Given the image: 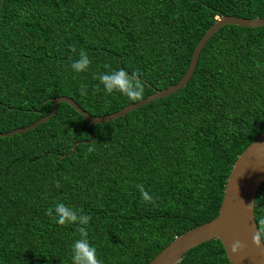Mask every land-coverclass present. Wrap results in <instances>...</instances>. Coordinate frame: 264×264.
Wrapping results in <instances>:
<instances>
[{
    "label": "trees",
    "instance_id": "trees-1",
    "mask_svg": "<svg viewBox=\"0 0 264 264\" xmlns=\"http://www.w3.org/2000/svg\"><path fill=\"white\" fill-rule=\"evenodd\" d=\"M224 16L264 18V0H0V133L46 116L52 98H69L91 116L136 103L106 94L94 78L100 73L138 70L143 99L173 86L199 39ZM81 49L91 63L76 73L71 63ZM262 132L264 26L221 27L183 88L88 132L59 103L48 121L0 138V264H72L79 225L47 216L56 203L92 217L85 227L102 264H147L217 215L234 161ZM253 216L257 227L264 181ZM175 264L229 263L210 240Z\"/></svg>",
    "mask_w": 264,
    "mask_h": 264
},
{
    "label": "water",
    "instance_id": "water-1",
    "mask_svg": "<svg viewBox=\"0 0 264 264\" xmlns=\"http://www.w3.org/2000/svg\"><path fill=\"white\" fill-rule=\"evenodd\" d=\"M226 25L257 28L264 26V18L246 20L232 16H224L216 19L195 45L188 66L180 80L173 86L162 90H155L153 94L145 97L141 101L130 104L111 114L91 116L69 98H52L50 100L52 107L46 116L36 120L27 127L0 133V138L25 133L34 129L37 125L48 121L55 113L59 103L67 104L79 114L84 119L88 132L90 125L103 124L121 118L130 111L146 105L153 100L169 96L186 85L195 69L202 47L218 29ZM92 140L93 138L90 135V141ZM88 142L81 141L79 143L87 144ZM76 145L77 143L72 145L68 155L73 152ZM263 181L264 132L256 137L234 161L225 182L217 215L210 221L175 237L147 264H175L187 251L210 240H217L221 244L229 264H264V244L261 242V248H257L252 243V237L257 227L254 221L253 211L247 206L254 203L256 191ZM236 240H239L245 247L238 254H233L231 252V244Z\"/></svg>",
    "mask_w": 264,
    "mask_h": 264
},
{
    "label": "clouds",
    "instance_id": "clouds-1",
    "mask_svg": "<svg viewBox=\"0 0 264 264\" xmlns=\"http://www.w3.org/2000/svg\"><path fill=\"white\" fill-rule=\"evenodd\" d=\"M70 50L72 53H77L75 46H70ZM78 57V59L73 60L71 63L72 71L76 73L87 71L91 63L87 52L81 49L78 53ZM260 67L262 66L257 62V68ZM141 75L142 74L138 70H134L129 74L123 68H120L118 70H113L110 73H100L94 78L98 79L100 84L104 86L106 94L111 95L113 93H120L129 100L137 102L143 100L145 91ZM96 90H99V85H97ZM87 94V86L81 84L80 95L86 96ZM93 150V148L89 147L90 152ZM56 187H60L59 181L56 182ZM136 188L140 192L144 202L155 203L153 197L145 190L143 184L136 185ZM247 206L253 211L254 203ZM46 215L60 226H67L70 224L79 225L77 231L80 234V239L75 240L71 248L72 264H102V261L97 257L96 248L89 242L88 231L85 227L92 219L90 215L85 214L82 208L77 210L64 203H56L54 207L48 208L46 210ZM262 241H264V219L258 221L257 230L252 237V243L257 248H261ZM244 247L245 245L239 240H236L231 244V252L233 254H238Z\"/></svg>",
    "mask_w": 264,
    "mask_h": 264
}]
</instances>
